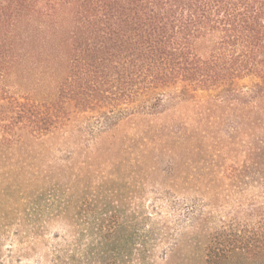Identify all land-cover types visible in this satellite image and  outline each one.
Segmentation results:
<instances>
[{
    "label": "trees",
    "instance_id": "16d2710c",
    "mask_svg": "<svg viewBox=\"0 0 264 264\" xmlns=\"http://www.w3.org/2000/svg\"><path fill=\"white\" fill-rule=\"evenodd\" d=\"M18 68L26 81L15 78ZM198 93L209 94L215 112L239 113L231 133L252 139L243 153L212 155L215 165L230 157L219 181L246 195L248 220L223 222L208 235L205 263L264 264V138L250 132H264V0H0V156L24 149L21 167L6 172L20 198L36 184L63 189L67 203L99 207L100 231L109 238L115 211L107 196L114 191L106 183L113 178L104 182L89 160L125 154L150 132L173 136L163 127L119 130L161 114L171 94L185 105ZM183 107V116L203 122ZM74 114L94 120L98 132L73 127ZM212 122L210 132L197 126L178 138L223 135L224 121ZM135 135L140 140L129 145ZM57 145L74 148L66 160L56 157ZM115 158L120 166L130 162ZM196 221L203 231L200 216Z\"/></svg>",
    "mask_w": 264,
    "mask_h": 264
},
{
    "label": "rangeland",
    "instance_id": "374dc122",
    "mask_svg": "<svg viewBox=\"0 0 264 264\" xmlns=\"http://www.w3.org/2000/svg\"><path fill=\"white\" fill-rule=\"evenodd\" d=\"M23 71L17 69L15 78L18 81L27 80ZM196 96V102L187 101L183 105L180 98L171 94L161 114L136 123L126 122L119 130L120 134H131L139 126L163 127L173 136L153 137L150 132L148 139L137 143L138 149L136 145L124 155L122 152L117 155L100 152L95 161L89 160L90 164L95 163L94 168L104 182L108 177L113 178L106 183L114 191L112 196H107L114 201L115 211L114 232L109 238L105 231H100L105 215L99 213V207L93 208L86 203L77 207L75 201L67 203L65 196L60 195L63 189L58 192L51 185L36 184L26 190L31 194L22 189L21 192L26 193L20 198L17 182L9 179L6 172L14 174L21 167L18 157L24 149L3 151L6 153L0 156V264H206L207 236L223 222L235 220L244 225L248 220L244 211L246 205L241 203H246V195L226 188V180L219 181L223 166L231 162L230 157L224 159L225 163L215 165L212 155L243 153L247 148L244 144L252 139L246 133L232 135L228 124L239 121V113L215 112L205 102L209 94ZM183 106L194 119L198 116L203 122H193L192 118L183 116L186 113ZM217 117L224 121L220 130L223 135L209 133L204 138H178L184 131H193L197 126L210 132L217 127L212 122ZM71 124L86 134L90 130L98 132L94 120L82 114L72 115ZM262 128L250 132H259L264 138ZM137 135L128 141L129 145L140 140ZM56 139L52 138L49 143L54 144ZM86 141L88 146L90 142ZM57 146L60 150L55 155L62 160L74 149ZM123 156L130 162L120 166L115 157ZM171 161L178 165L172 168ZM102 199L106 196L102 195L99 200ZM199 216L205 224L203 231L196 221ZM200 232L203 235L198 238L201 243L197 244L194 237ZM228 264L247 263L235 258Z\"/></svg>",
    "mask_w": 264,
    "mask_h": 264
}]
</instances>
